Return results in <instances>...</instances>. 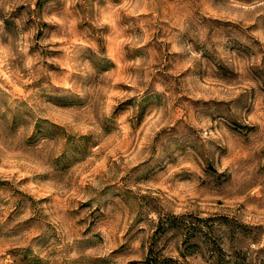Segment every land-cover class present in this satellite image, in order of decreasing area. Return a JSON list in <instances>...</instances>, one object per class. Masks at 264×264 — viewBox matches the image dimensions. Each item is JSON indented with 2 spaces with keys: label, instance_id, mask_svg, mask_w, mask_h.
<instances>
[{
  "label": "rangeland",
  "instance_id": "rangeland-1",
  "mask_svg": "<svg viewBox=\"0 0 264 264\" xmlns=\"http://www.w3.org/2000/svg\"><path fill=\"white\" fill-rule=\"evenodd\" d=\"M264 264V0H0V264Z\"/></svg>",
  "mask_w": 264,
  "mask_h": 264
},
{
  "label": "trees",
  "instance_id": "trees-1",
  "mask_svg": "<svg viewBox=\"0 0 264 264\" xmlns=\"http://www.w3.org/2000/svg\"><path fill=\"white\" fill-rule=\"evenodd\" d=\"M128 264H169L166 259H163L158 255L154 249H152L149 254L141 260H132Z\"/></svg>",
  "mask_w": 264,
  "mask_h": 264
}]
</instances>
